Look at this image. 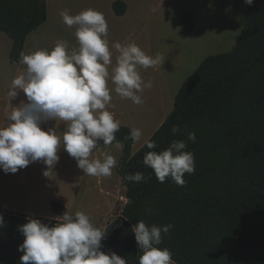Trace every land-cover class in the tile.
Returning <instances> with one entry per match:
<instances>
[{"label":"trees","instance_id":"obj_1","mask_svg":"<svg viewBox=\"0 0 264 264\" xmlns=\"http://www.w3.org/2000/svg\"><path fill=\"white\" fill-rule=\"evenodd\" d=\"M127 10L124 1L113 3L117 16ZM248 13L233 49L207 57L185 80L173 111L149 139L156 149L145 144L133 154L136 142L126 139L131 128L121 126L115 134L123 144L118 173L128 204L121 213L117 208L114 212L131 227L123 235L122 254L113 249L110 229L105 231V254L111 250L127 264H138L141 253L131 228L143 221L149 227L173 225L157 247L169 249L176 264H264V0H254ZM47 18V0H0V32L12 39L14 62L20 60L27 37ZM181 20L187 32L194 31L191 16ZM173 125L181 132L173 135ZM190 132L196 133L195 143L187 140ZM173 140H184L195 157V172L185 174L183 187L171 179L158 182L141 160L148 151L167 149ZM136 172L151 178L140 183L125 179ZM51 210L59 216L67 212L58 201ZM0 215L5 221L0 264H20L18 247L24 236L18 226L28 218L55 224L3 211Z\"/></svg>","mask_w":264,"mask_h":264},{"label":"clouds","instance_id":"obj_2","mask_svg":"<svg viewBox=\"0 0 264 264\" xmlns=\"http://www.w3.org/2000/svg\"><path fill=\"white\" fill-rule=\"evenodd\" d=\"M251 6L254 0H244ZM63 23L75 27L78 47L69 50L68 41L58 40L51 50L21 53V62L26 66L23 74L12 80L7 95L15 99L22 91L27 102L12 107L8 123L0 127V170L15 174L29 164L42 161L46 166L43 176L53 178V169L60 157L61 146L75 159L77 167L90 177L106 178L117 166L114 156L102 154V159H90L94 151L113 145L122 149L116 139L120 121L108 110L113 107L111 92L122 99H130L135 105L144 103L142 96L153 82H144L140 69L147 70L160 65L161 54H146L135 42L122 45L115 42L112 47L119 53L115 66L108 40V23L103 13L92 8L71 15L64 9L59 13ZM109 80L114 89L108 87ZM57 121L66 125L62 134L53 129L44 131L41 124ZM173 135L181 132L179 125L171 128ZM142 130L130 129L126 139L134 143L141 141ZM187 140L196 142V133L187 134ZM148 149H156L155 141L145 140ZM184 140H173L167 149L148 151L143 155L144 166L153 170L158 182L171 179L177 186L186 184L185 174H194L195 157L186 151ZM142 172L129 173L125 179L133 183L147 182ZM0 215V228L4 227ZM173 228L146 226L138 221L132 226L139 252L138 264H176L172 252L157 247L162 243V233L167 235ZM24 236L18 251L23 255L20 264H126L115 252L107 254L101 249L106 233L95 226L88 215L77 211L74 215L65 212L55 218L54 226L39 219L28 218L18 226Z\"/></svg>","mask_w":264,"mask_h":264},{"label":"rangeland","instance_id":"obj_3","mask_svg":"<svg viewBox=\"0 0 264 264\" xmlns=\"http://www.w3.org/2000/svg\"><path fill=\"white\" fill-rule=\"evenodd\" d=\"M116 1L118 0H66L65 3L66 7L73 5L77 14L88 8L103 13L108 23L110 51L115 57L110 69L115 66L119 54L112 47L115 42L122 45L135 42L146 54H161L164 58L160 65L147 70L140 69L144 82H153L151 89L139 93L144 101L142 105L120 98L114 90L111 92L113 107L109 108L117 113L115 119L120 121L121 126L142 130L141 141L134 145L133 153L136 154L145 146L144 141L153 136L172 112L175 98L185 80L207 57L228 53L233 49L248 20V5L244 0H120L127 4L128 11L123 17H118L113 11V3ZM57 5V0H50V13L55 18ZM185 15L195 20V29L191 33L182 24L181 18ZM60 25L61 28L52 27L49 42L44 43V38H40L38 44L30 40L31 50H41L44 45L52 49L60 40L62 29L67 31L65 40L68 41L69 50L78 47L75 27L69 28L62 22ZM11 50V38L0 32V102L26 103L22 91L15 99H10L7 95L12 80L20 75L15 67L16 62L10 57ZM110 85L115 87L109 80L108 86ZM7 123L8 121H1L0 127ZM50 123L43 124L41 128L44 131L53 129L58 135L65 131L64 125H49ZM103 153L114 156L117 166L113 168L110 177L102 178L101 186L97 177L87 176L77 167L74 158L67 156L65 159L63 154L59 156V162L62 166L72 165L71 181L69 173L62 174L67 180L63 179L62 183L67 202V207L64 206L69 209V214L83 212L95 226L106 231L124 209L119 199L125 195L126 190L118 173L123 148L101 145L99 152L93 153L90 159H102ZM116 208L120 209L118 215L114 212ZM42 209L45 210V207Z\"/></svg>","mask_w":264,"mask_h":264},{"label":"crops","instance_id":"obj_4","mask_svg":"<svg viewBox=\"0 0 264 264\" xmlns=\"http://www.w3.org/2000/svg\"><path fill=\"white\" fill-rule=\"evenodd\" d=\"M65 2L66 0H57V3H58L56 7L57 17L55 18V15H52L50 13V0H47V5H48L47 21L39 29L32 32L27 37L25 45H24L23 53L30 54L38 50V48L31 50L30 40H33L37 44L40 38L46 39L44 43H47L50 41L48 37L53 32L52 27L53 28L62 27L60 25V22L63 23L62 18L59 15L60 11L67 9L69 10V13L71 15L77 14V11L76 10L74 11L73 5H71V7L69 6L66 7ZM62 31L63 32H61L60 34V40H65L67 31L65 29H62ZM42 49L51 50V48L49 49L45 45L42 46ZM111 58L114 63L115 61L114 54H112ZM15 67H16L18 74H23L26 71V66L21 62V59L15 63ZM108 87L110 89H114V87L111 85ZM21 104L22 102H16V101L2 102L1 101L0 102V122L8 121L7 117L10 114L12 107H19L21 106ZM108 110L113 113L114 117L118 116L117 113L114 112V110L110 108H108ZM47 123H50L49 125H52V123L57 124L60 122L47 121V122L42 123L41 126ZM60 124L64 125L66 128L65 124L63 123H60ZM101 145L103 144H99V146ZM99 150H100V147L98 150L94 151V153H98ZM132 152H134V146H133ZM63 154H64L65 159H67V156L70 157L68 153L63 150V148H60L58 155L61 156ZM62 168L64 170H62ZM45 170H46V166L43 164L42 161L31 163L29 164L28 167L18 170V172L15 174H12V173L5 174L2 170H0V211L13 213V214L25 215L29 217L42 218V219L52 220V221H55V218L57 217H61L52 212L51 203L53 201H58L65 206L67 205V202L65 201V191L63 190V183H62V180L63 179L66 180V178L63 177L62 174L69 173L70 174L69 180L71 181L72 165L70 163V165L68 166H66L65 164L64 166H62V164L58 161V163L55 165L53 169L54 175H53V178L51 179L43 176V171ZM98 179H99L100 186H101L102 178H98ZM121 181L122 179L120 180V182ZM42 207H45V210H43ZM67 212L69 213L68 208H67Z\"/></svg>","mask_w":264,"mask_h":264},{"label":"water","instance_id":"obj_5","mask_svg":"<svg viewBox=\"0 0 264 264\" xmlns=\"http://www.w3.org/2000/svg\"><path fill=\"white\" fill-rule=\"evenodd\" d=\"M130 227H131V223L123 216H119L117 220L114 222V224L111 226L110 238L113 249L115 250L116 253L122 254L123 235Z\"/></svg>","mask_w":264,"mask_h":264},{"label":"built area","instance_id":"obj_6","mask_svg":"<svg viewBox=\"0 0 264 264\" xmlns=\"http://www.w3.org/2000/svg\"><path fill=\"white\" fill-rule=\"evenodd\" d=\"M119 200L121 202L122 208H125V206L128 204V199L125 196H121Z\"/></svg>","mask_w":264,"mask_h":264}]
</instances>
